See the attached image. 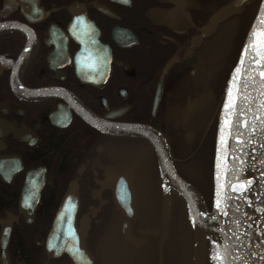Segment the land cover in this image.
<instances>
[{
  "label": "flooded vegetation",
  "instance_id": "obj_1",
  "mask_svg": "<svg viewBox=\"0 0 264 264\" xmlns=\"http://www.w3.org/2000/svg\"><path fill=\"white\" fill-rule=\"evenodd\" d=\"M260 2L0 0V264H75L46 249L74 184L75 225L91 259L81 264H121L122 247L153 252L158 264L167 178L155 146L93 126L81 109L150 129L211 211L219 110ZM127 180L132 216L116 191ZM138 183L155 191L148 201L142 190L143 209Z\"/></svg>",
  "mask_w": 264,
  "mask_h": 264
},
{
  "label": "water",
  "instance_id": "obj_2",
  "mask_svg": "<svg viewBox=\"0 0 264 264\" xmlns=\"http://www.w3.org/2000/svg\"><path fill=\"white\" fill-rule=\"evenodd\" d=\"M264 0H261L258 10L250 24L246 36L241 45L237 61L231 71L224 97L220 106L217 127L215 133V145L212 168V200L213 211L206 214L202 198L194 186L182 179L173 170L169 157L165 152L161 140L150 130L141 125L129 124L120 125L97 118L86 109H81V115L91 125L112 133L140 134L150 139L156 149L157 156L162 166V171L167 178L163 185L161 202V224L165 232V221L169 216L170 187L174 186L185 198L192 214L193 220V245L190 264H202L205 242L207 237L211 241L213 250H219L223 255L227 251L229 261L232 264H264V77L260 71H264ZM257 32L253 38V32ZM255 39L253 46L252 41ZM249 51L244 55V62L241 65V56L244 54L245 46ZM253 58L260 60L259 64L253 63ZM241 66L242 71L236 75L239 80L234 81V70ZM247 85L244 88L243 85ZM232 88L231 97H237L239 89L241 98L237 99V107L247 112L246 117L238 115L229 116L228 119L235 122L238 119H247L249 126L255 121L257 131L249 136L243 125H237L245 134L243 151L238 145L240 141L234 139L235 129H231L233 135H228L230 129L225 125L223 133L225 144L221 140V127L224 125L225 103H231L229 87ZM37 94V91H32ZM248 97L245 104L243 97ZM249 107L252 111H248ZM253 143H248L247 139ZM255 149V151H253ZM243 161V171H239ZM219 173V175H218ZM241 180H252L249 189L241 195L231 185L238 184ZM219 189L221 207H217V190ZM117 196L119 202L126 209L127 215L133 214V191L129 181L117 185ZM244 196L247 199H244ZM78 196L76 185H70L64 194L53 224L48 232L46 249L49 255H56L62 252L67 253L75 264L90 257L82 244L81 235L75 225V214L77 210ZM225 209L227 215L224 214ZM239 209V210H237ZM156 232V231H155ZM127 237L132 239L126 232ZM160 239V243L161 240ZM214 251V252H215ZM255 253V255H253ZM242 259L235 260L234 257ZM161 253L159 251L158 264H161Z\"/></svg>",
  "mask_w": 264,
  "mask_h": 264
},
{
  "label": "rangeland",
  "instance_id": "obj_3",
  "mask_svg": "<svg viewBox=\"0 0 264 264\" xmlns=\"http://www.w3.org/2000/svg\"><path fill=\"white\" fill-rule=\"evenodd\" d=\"M138 191L137 202L139 205L142 203L143 209L148 203L150 199L154 198V192L152 186L150 185H135ZM148 188L149 196L147 198L146 193L142 192ZM153 193V195H152ZM142 194V195H141ZM147 198V200H146ZM146 200V201H145ZM145 201V202H144ZM191 220L190 214H188L186 210V206L183 204L181 198L177 194H173L171 200V213H170V221H169V239H170V248L167 247L165 253V264H187L188 261V242L187 238L191 235ZM190 247V245H189ZM122 259L121 264H150L154 261V253L148 252L141 254H133L127 251L124 247L121 248ZM207 252V260H204L203 264H216V262L212 259L210 254L211 251L208 249ZM153 253V254H152Z\"/></svg>",
  "mask_w": 264,
  "mask_h": 264
},
{
  "label": "snow or ice",
  "instance_id": "obj_4",
  "mask_svg": "<svg viewBox=\"0 0 264 264\" xmlns=\"http://www.w3.org/2000/svg\"><path fill=\"white\" fill-rule=\"evenodd\" d=\"M80 17H77V20H80ZM261 35H264V30H261ZM253 38L256 37L257 32H253ZM252 44L254 46L255 44V39H253ZM27 50V49H26ZM249 51V46L246 45L244 48V54H242L241 56V65L244 62V55L247 54ZM262 59H264V57H262ZM261 61L258 59L253 58V63L259 64ZM242 71L241 66H237V68L234 70V75H233V80L237 81L239 80V77L236 75L237 73H240ZM260 76L264 77V71H260ZM244 88H247V85H243ZM231 93H232V88L231 86L229 87V96L231 99V103H225L224 107L225 109H229V111L225 114V121H224V125H222L221 127V140L226 144L227 141L224 140V136L223 133L225 131V125L230 129V131L228 132V135L232 136L233 132L231 131V129H235V135H234V139L237 141H240V144L238 145V147H240V150L243 151V143H244V139H245V134L243 131L240 130V128L237 127V125H243V127L245 129L248 130L249 132V136L253 133H255L257 131L256 126H255V121H253L252 125L249 126L248 120L247 119H238L235 122L231 121L228 119L229 116L232 115H238L239 117H246L247 116V112L239 109L237 107V99L241 98L240 96V92L239 89L237 91V97L236 98H232L231 97ZM261 95H264V93H261ZM245 104H247L248 101V97L244 96L243 97ZM261 107H264V104L261 105ZM248 111H252V109L249 107ZM261 125H264V120L260 121ZM248 143H253V141L249 138L247 139ZM262 147H264V145H262ZM253 151H255V149H253ZM241 163V167L239 169V171H243V161L240 162ZM219 175V173H218ZM252 184V180H241L239 181L238 184H232L231 187L235 190L241 193V195H243L248 189L249 186ZM217 207L220 208L221 207V200L219 199L220 196V192L219 189L217 190ZM244 199H247L246 196H244ZM239 210V209H237ZM222 211H224V214L227 215V211L225 209H222ZM258 211H264V209H259ZM253 255H255V253H253ZM212 259L216 262V264H232L231 261H229V257L227 254V251H225V253L222 255L221 252L219 250L215 251L213 253V257ZM235 260H239L242 259L241 257L237 256L234 257ZM243 264H248L247 260H244Z\"/></svg>",
  "mask_w": 264,
  "mask_h": 264
},
{
  "label": "bare ground",
  "instance_id": "obj_5",
  "mask_svg": "<svg viewBox=\"0 0 264 264\" xmlns=\"http://www.w3.org/2000/svg\"><path fill=\"white\" fill-rule=\"evenodd\" d=\"M172 196H173V194H171V190H170V205H169V216H168V219L165 221V226L164 227H167V225H168V237H167V239H165L164 240V242H162L161 241V243L159 242V244H158V250L160 251V253L162 252V246L165 248V249H167V247H169L170 248V239H169V221H170V213H171V200H172ZM187 203V202H186ZM186 206V210H187V212H188V214H190V220H191V229H192V222H193V220H192V214H191V210H190V208H189V206H188V204L187 205H185ZM166 229V228H165ZM190 229V230H191ZM163 232H164V230H163ZM163 235H164V233H163ZM163 235L160 237V239L163 237ZM187 242H188V249H189V251L190 252H188V261H187V264H190V256H191V252H192V245H193V236H192V234L190 235V237H188L187 238ZM163 243V244H162ZM189 245H190V247H189ZM215 251V250H214ZM206 256H207V252H206V255L205 256H203V259L204 260H207V258H206ZM161 260H162V254H161ZM204 260H203V262H204ZM162 262V261H161ZM205 263V262H204ZM150 264H155V260L153 261V262H151ZM162 264V263H161Z\"/></svg>",
  "mask_w": 264,
  "mask_h": 264
},
{
  "label": "trees",
  "instance_id": "obj_6",
  "mask_svg": "<svg viewBox=\"0 0 264 264\" xmlns=\"http://www.w3.org/2000/svg\"><path fill=\"white\" fill-rule=\"evenodd\" d=\"M210 199V198H209Z\"/></svg>",
  "mask_w": 264,
  "mask_h": 264
}]
</instances>
